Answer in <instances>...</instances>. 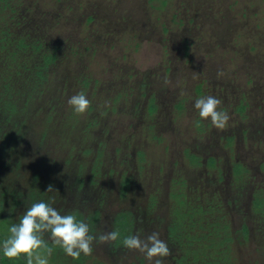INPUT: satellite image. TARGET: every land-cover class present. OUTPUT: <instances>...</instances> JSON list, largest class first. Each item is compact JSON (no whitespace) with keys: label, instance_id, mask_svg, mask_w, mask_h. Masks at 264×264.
<instances>
[{"label":"rangeland","instance_id":"obj_1","mask_svg":"<svg viewBox=\"0 0 264 264\" xmlns=\"http://www.w3.org/2000/svg\"><path fill=\"white\" fill-rule=\"evenodd\" d=\"M75 1L78 9L76 15L79 14L80 18L83 17V14L85 15L84 9L87 11L93 10L95 14L98 13L97 18L103 17L101 25L98 27L102 34L99 35L100 39L98 41L100 43L97 46L100 53L107 60L109 58L110 61L112 60L109 70H94V63H97L95 61L99 57L93 58V60L88 57L86 62L92 63L93 66L90 65V70H93L92 73H95L102 80L94 92L88 91L86 93L91 101L90 108L83 114L84 116H78L80 118L74 122L75 124L73 123L75 129L84 127L86 115L96 110L98 118L95 121L94 128L98 130L97 138H101L103 143L102 156L100 159L96 158V150L91 154H85L84 150H86L89 143H92L89 136L83 146L82 140L76 135L77 133L73 134L74 137L68 135L63 139L43 138L40 135L44 132L43 129L47 128L46 124L29 130L20 124L15 126V120L7 124L0 123V191H3L0 194H5L3 197L0 196L1 217L13 221L16 218L15 216L22 215L27 207L40 200L50 202L62 215L67 214L70 209H74L78 205L82 197L87 198L85 192H79L83 190L82 188L74 190L72 187L68 189L69 182L67 181L69 180L67 179L71 176L70 169L72 170L75 167L74 160L77 159V163L81 164V169L84 171L83 174L88 176L91 175V168L94 164H98L99 168L107 173L111 172L109 168L111 167L117 169L119 173H113L110 176L104 175L103 182L107 187V191L102 194L99 193L95 197H90L91 203L79 208L83 211L86 219H89L95 212L101 216L98 224L96 222L88 224L90 232L97 239H94L91 245L92 251L88 255H84V258L87 260V264L101 261L105 264H154L156 258L150 261L144 253L138 250H130L122 245L121 241L125 237L124 233L123 235L120 234V238L116 241H101L98 237L113 230L119 233V225L115 224L117 215L129 211L134 213L136 218L132 233L129 235L135 234L145 238L151 233L157 232L159 238L168 246L167 239L164 238L168 229L167 225L177 218V211L182 210V206H178L177 201L168 196L170 185L175 182L172 180L173 178L188 179L191 177L187 180L188 185L186 188L192 190L186 193L190 200L197 204L198 202L204 204L209 201L208 195H205L206 190L211 195L217 193L216 200L218 197L230 198L232 196H222V190H225L222 187L224 183L215 184L216 186L214 185L211 189H207L204 185L206 181L213 182L219 174L216 168L209 169L205 167L206 159L214 155L223 161L220 165L224 167V173L229 171L230 175H232L230 172L231 160L235 161L236 158L241 157L246 158L247 161H252V163L249 162L252 165L246 163L248 167L250 166L247 172L242 169L239 173L238 171L241 169L238 168L241 166L239 164L234 166L235 174L239 173L241 175L244 173L246 176L244 186L246 184L245 189L248 192L242 197L241 205H230L231 209L236 210L234 225L241 227L242 215L247 214L251 208V184L256 182L264 184V168L260 173L253 170V168H257L260 158L264 159V61L258 63L261 58L264 59V53L263 56L257 57L258 62H254L252 58L250 59L251 55H256L264 46L250 51L252 53H248V61L245 57L248 50H243L248 44H255L257 38L260 39L261 33H263L262 36L264 35V26L249 35L256 30L255 23L259 21L258 17L261 22H264V2L262 0H239L236 3L234 7L236 10L249 12V14L259 13L256 19L252 18L250 20L248 16L244 17L243 20L239 15L236 16L237 24L240 20L244 21L245 30H240L235 25L229 26L227 20H222L217 31H195V37L198 36L204 41L206 49H202L205 52L202 51L197 54V56H201L196 63V68L192 72L184 74L183 69L177 71L176 66H172L173 64H179L182 58L179 52L176 53L177 48L175 45L169 46L167 45L168 42L161 41L160 23L166 24L167 27L173 30V33H171L172 38H179L178 30H181L182 27L175 26L173 28L172 18H174V14L176 19L185 17L188 9L192 8L187 3H193L197 0ZM211 1H213L211 2L213 9L218 13L227 7L225 2L233 0ZM260 2H262L261 5ZM156 8L158 9L156 10ZM71 15L64 12L65 20L63 23L72 20L74 15ZM120 16H124L125 21H128L127 31L123 30L122 22L124 21L122 20L123 17ZM220 17L221 15H218L214 19L218 21ZM81 20L84 21V18ZM129 22H131L130 25ZM72 23L73 21L69 22V24ZM132 24L137 26L134 27V30ZM71 26L74 27V25ZM240 26H242V23H240ZM106 31L108 35L105 33ZM122 32L124 36L127 33L125 42L116 45H113L112 42H104L106 37H117ZM139 33L143 34L142 37L133 38V35ZM110 34L113 37H110ZM227 47H229L228 51H226ZM215 50L216 53L224 55V58L219 55L221 60L224 59L220 63H216L214 57L209 59L205 54ZM122 55L126 57L125 61L121 60L120 56ZM104 61L106 60L104 59ZM166 65L171 68V71L170 69L168 71L169 76L165 75L168 73L166 72ZM97 70L100 71L96 72ZM120 72L122 77L125 78L130 72L134 74L131 79L133 81L132 86L126 80H122L121 84L114 87L115 79L111 81V78L116 73L120 74ZM102 73L106 74L105 77L108 81L105 82ZM108 74L110 75L109 78L107 77ZM202 82L204 83V88L201 87V90L204 91L202 96L212 95L220 99V107L229 115L228 125L224 129L213 127L208 120L199 118L197 112L188 109L193 106V101L196 99L195 94L200 93L199 86L201 85L199 83ZM196 84L199 85L196 86L197 90L194 93L193 90ZM152 89L159 92L162 95L161 100H163L162 105L159 107L162 110L152 115L153 120L159 119L154 120L156 124L159 121L161 122V124H157L156 129H152L154 126L153 120L147 115L146 108V102L150 99L149 93ZM182 92H188L191 99L182 112H177L174 110L173 102L179 98L177 95H182ZM76 93H78V89H75V91L71 89L66 93H56L52 100H56L58 105L62 107L69 108L67 100ZM175 94L177 95L173 96ZM43 99H40L37 103L39 106L33 105L34 108L37 107V117L46 120L47 118L59 119V114H55V108L50 111V107L43 102ZM243 99L249 101L252 107L248 109L246 118L238 115L240 101ZM259 109L261 112L257 113ZM67 111L70 110L67 109ZM197 118L201 119L203 123L205 130L203 133L197 132L194 125ZM151 124L153 125L151 126ZM204 124L206 126L209 124L211 127L206 128ZM251 124L253 125L252 134H250L249 129ZM209 130L213 132H207ZM244 133H246V144L240 138ZM81 134L82 132H78V135L82 136ZM227 135L237 137L239 142L237 148L226 147V143H231V138H225ZM154 136L160 139L158 141L153 140ZM71 139L72 142H70ZM235 142L234 139L232 144ZM95 144L97 143H94V146ZM254 146L256 147L253 148ZM119 149L126 150L125 156L124 154H121V156L127 157L125 159L127 164L120 165V159L117 157ZM135 150H143L147 154L144 161L140 162L138 160ZM188 154H196L201 157L200 166H197L196 171L193 169L196 166L189 165ZM211 163L213 165L210 159ZM123 170L134 173V177L137 180L140 179L139 190L141 192L139 195L136 191L137 188L134 187V199L128 198V200L127 198L121 199L118 197L119 192L116 186H119L122 182L118 174ZM142 182L144 185H142ZM49 185H52L54 191L45 192ZM231 188L229 183L226 184V189L231 190ZM156 190H158V193L165 191L159 194L163 199L160 202L162 204L148 202L150 193ZM202 190L204 191L202 192ZM235 191L236 193L233 196H238L237 194L240 191ZM1 201H3V204ZM93 202L96 204L95 206H93ZM99 205L105 208L101 211H93V207L100 208ZM143 211L147 215H151L150 221L149 219H140ZM127 230H131L130 226H127ZM42 239L44 243H53L48 233H44ZM234 239L232 250L238 249L237 253L233 254L236 262L241 264H264V259L260 260L262 258L261 253L264 256V246L255 249L254 242H244L241 233L234 235ZM238 241L243 243L240 245ZM168 250V255L161 258L162 264L177 263L174 258L177 257L179 252L176 250L172 253L171 249L168 248ZM59 252L62 253L63 251ZM46 256L52 258L48 254ZM57 258L62 261L66 259L65 264H76L80 261L78 258L82 259V256L73 259L63 253L62 256L57 254L56 259L52 258L57 264H61V260ZM18 259L27 262L23 257ZM16 260L0 257V264H19Z\"/></svg>","mask_w":264,"mask_h":264},{"label":"trees","instance_id":"obj_2","mask_svg":"<svg viewBox=\"0 0 264 264\" xmlns=\"http://www.w3.org/2000/svg\"><path fill=\"white\" fill-rule=\"evenodd\" d=\"M55 1H57V3H55ZM262 1L264 2V0ZM211 2L213 1L197 0L193 3L186 2L187 4H190L189 7L191 6L192 8L188 9L185 17L176 19L174 14V18H172L174 26L172 27H182L181 30H178V35L180 36L179 38H172L171 33H173V30H171L170 27H167L166 24L160 23L162 30L161 41L165 43L168 42L167 45L169 46L175 45L177 48L176 53L179 52L181 55L182 59L179 64L177 63L172 65L176 66L177 71L183 69L184 74L186 72H192L196 68V63L201 56H197V54L199 52L201 53L203 51L202 49H206L204 41H202V39L198 36L195 37V31H217L218 27L221 26L222 20H227V24H230L229 26L235 25L238 26L237 28L240 30H245L244 21L240 20L239 24H237L236 16L239 15L242 20L247 16L249 20L252 18L256 19L259 16V13L256 12L255 14H249V12L236 10L234 7L239 0L225 2L227 7L224 8L222 12L218 13H216L215 9H213L214 7ZM75 3V0H0V123L7 124L15 120V126L20 124L22 127H26L29 130L30 128H39V125L42 126L43 124H46L47 128H44V132L40 135L43 138L63 139L65 136L77 133L76 135L80 140H82L83 146L85 140L89 136L92 143H89L84 152L87 155L96 150L95 156L100 159L103 153V143L101 138H97L98 130L94 128V125L96 124L95 121L98 118L96 110L86 115V124L84 127L75 129L74 122L80 118H78L79 115H84L74 113L70 107H62L58 105L56 100H52V97H55L54 94L66 93L71 89L73 91L78 89V93L84 92L85 94L88 91L94 92L97 89L102 79L97 77L95 73H92L93 70H90V65L92 66V63L86 62L88 57L92 58V60L93 58L99 57L95 61L97 63H94L95 66H92L94 70L105 69V71H107L112 65V60L110 61V58L107 60V58L100 53L98 50L99 47L97 46L100 43V41H98V39H100L99 35L102 34L98 27L101 25L103 17L97 18L98 13L95 14L93 13V10L87 11L83 8L85 10V15L83 14V17L80 18L79 14H77L78 16L76 15L78 9ZM261 3L262 2L259 4L261 5ZM151 7L154 8L153 5H151ZM157 9L158 8H156V10ZM64 12L77 17L71 15L72 20L70 19L68 23H63L65 20ZM99 12L101 13V11ZM188 12L191 13L188 14ZM218 15H221V17L218 21H216L214 18ZM120 17H123L122 20L124 21L122 22V25L124 26L123 30L127 31L128 21H125L124 16ZM83 18L84 21L81 20ZM258 20L259 21L255 23L256 30L252 31L249 35L257 32L258 28L264 26V22H261L259 17ZM72 21L73 23L69 24V22ZM130 23L131 22H129V25ZM240 23H242V26H240ZM71 25H74V27L72 28ZM131 26L133 30L134 27H137L136 24H132ZM225 29L227 30V28ZM105 33H107V31ZM125 34L126 35L124 36V33L122 32L119 34L120 36L117 37H113V35L110 34L109 36L113 38L106 37L104 42H112L113 45L125 42L127 33ZM262 34L263 33L260 34V39L257 38L255 44L250 43L246 48H243L245 51L248 50L246 52L247 54H245L247 61L249 60L248 53H252L250 51H254L256 48L260 49L261 46H264V35L262 36ZM142 35V33H139L138 35H133V38L142 37ZM228 50L229 47H227L226 51ZM263 53L264 48L259 50L257 53L258 55H251L250 59L252 58L254 62H258V60H256L257 57L263 56ZM205 54L209 59H213L214 57L216 63H220L224 60L220 59V57L224 58V55L216 53V50ZM120 57L122 61L126 60L124 55ZM102 59L103 61H101ZM104 59L106 61H104ZM260 60L258 63L264 61L262 58ZM166 66V72H168L169 69L171 71V68H169L168 65ZM98 71L100 70H97L96 72ZM105 75L106 74L104 73L103 79L106 82L108 80ZM165 75L169 76V72ZM109 76L110 75L108 74L107 77L109 78ZM133 76L134 74L130 72L125 78L122 77L120 72V74L116 73V75L111 78V81L115 79L114 87L121 84L122 80H126L132 86L133 81L131 79ZM199 84L201 85L199 86L200 90L201 87L204 88L203 82ZM199 84L194 86V93H196V86ZM102 87L104 86L102 85ZM203 92L204 91L201 90L199 94H195V97L198 98L202 96ZM149 95L150 99L146 102V108L147 115L150 119H152V115L156 114L157 111L162 110H160L159 107L162 105L163 100H161L162 95H160L159 92H155L154 89H152ZM176 95L177 94L173 96ZM155 96L157 97L155 98ZM177 96L179 98L173 102V107L177 112H182L186 108V105L190 102L191 97L188 92H182V95ZM65 97L67 98L68 96ZM40 99H43V102L50 107V111L55 108V114H59L58 116L60 118H54V120H52V118H47V120L45 118H38L36 111L37 107L34 108L33 105L39 106L37 103ZM59 103L61 104V102ZM249 108H252L250 102L243 99L240 101L238 115L242 118H246V113ZM67 109L70 111H67ZM188 109L197 112L193 106ZM260 112L261 110L259 109V112L257 111V113ZM154 120L152 121L154 124L152 129H156L157 124H161L160 121V123L158 122L156 124ZM153 124H151V126ZM194 125L197 128V132L203 133L205 131L201 119L197 118ZM205 127L209 128L211 126L208 124L207 126L205 125ZM252 128L253 125L251 124L249 128L250 134H252ZM78 132H82V136L78 135ZM207 132L211 133L213 131L209 130ZM245 135L246 133L240 137L244 140V144H246ZM225 138H231V143H226V147L237 148L239 145L236 136L227 135ZM159 139L160 138L157 136H154L153 138V140L156 141ZM234 139L236 142L232 144ZM70 142H72V139ZM94 143H97L95 144L96 147L94 146ZM255 147L256 146L253 148ZM135 152L140 162L145 160L147 154L143 150H135ZM125 153V149H119V152L117 153V157L120 159V165L127 162H125V159L127 158L124 157ZM121 154H124V156H121ZM188 157L189 165L196 166L193 168L196 171L197 166H200L201 157L196 154H188ZM210 159L213 162V165L212 163L210 164ZM74 161L75 167L72 168V170L70 169L71 176L67 179L69 180L67 181L69 182L68 189L72 187L74 190L76 188H82L83 190L79 192H85L87 198L82 197L79 200L78 205L74 209H70L67 214H74L77 219L83 220L87 224L92 222H96L98 224L101 220V216L97 212L92 214L89 219H86L83 211L79 208L89 205V203H91L90 197H95L97 194H102L107 191V187L103 182L104 175L110 176L113 173H119V171L109 167L111 172L107 173L106 171L101 170L98 164H94L91 168V175L89 174L91 177H89L88 175L83 174L84 171L81 169V164L77 163V159ZM222 162L223 161L221 159L216 158L214 155L209 156L206 159L205 167L209 169L216 168L219 174L215 180L212 179L213 182L210 183L206 181V184L204 185H206L207 189H211L215 184L224 183L222 187L225 190H222V196L232 195L230 198L218 197L216 200L215 196L217 193L211 195L206 190L205 195H208L209 201L204 204H202V202H198L197 204L190 200L188 194L186 193L192 190L190 188H186L188 185L187 180L191 177L188 179L182 177L172 179L175 182L170 185L168 196L169 198L176 200L177 205L182 206V210L179 209L176 213L177 218L168 223V229L165 235L166 237L164 238L167 239L168 248L171 249L172 253L176 250L179 252L177 257L174 258L177 261L175 264H241L236 262L233 256V254L237 253L238 249L235 248L232 250V244L235 240L234 235H237L238 233H241L244 242H254L255 249H257V247L261 248V246H264V184L261 182L251 184V208L247 214L242 215L241 220L243 222L241 223V227L234 225V215L236 210L231 209L230 205H241L242 197L248 193L245 189L246 184L244 186L246 176L244 173L241 175H239V173L242 169H244V171L246 170V172L249 171L248 168L250 166L248 167V164L246 163H252V161H247L246 158L241 157L236 158L235 161L231 160L230 172L232 175H230L229 171L224 173V167L220 165ZM251 163L249 164L252 165ZM236 164L241 166L238 168L241 170L238 171L239 173L237 174L234 173V166ZM70 165L69 168L71 167ZM263 168L264 159L260 158L257 168H253V170L260 173ZM86 174L88 173L86 172ZM118 175L122 180L120 185L116 186L118 187L119 198L134 199V187L137 188L136 191H138L140 195V179L137 180L136 177H134V173L123 170ZM229 176L231 177L229 178ZM228 183L230 184V187H232L231 190L226 189V184ZM142 185H144L143 182ZM234 189L240 191L237 194L238 196H233V194L236 193ZM112 191L113 189L111 192ZM203 191L204 190H202V192ZM163 192L165 191L163 190L158 193V190H156L150 193L148 202L151 204H162L160 202L163 199L159 194ZM241 193H243V195H241ZM2 194L3 195L0 194L1 197L5 195L4 193ZM209 195L214 197H210ZM1 203L3 204V201H1ZM95 205L96 204L93 202V206ZM99 207L100 208H97V206L93 207V211H101L105 208L102 205H99ZM20 216L21 215L18 214L15 216L16 218L11 221L7 218L3 219L0 211V241L7 238L9 235L8 226L12 223L18 222ZM117 216L115 224L119 225L121 232H119V234L123 235L124 233L125 236H128L132 233V228L136 222L134 213L124 211ZM150 216L151 215H147L143 211L140 219H149L150 221ZM141 222L145 223L144 221ZM127 226H130V231L127 230ZM249 239L251 240L249 241ZM238 243L241 245L243 242L238 241ZM49 249L51 250L50 253ZM60 249L61 248L58 245L46 242L44 243V247L39 250V254L41 256H46V254H48L52 256V258L56 259L57 254H60L61 256L63 254V252H59L62 250ZM80 256H82V259L78 258L80 261L76 264H87L84 254ZM46 257L48 264H57L54 259H50L48 256ZM261 257L262 258H260V260L264 259L262 253ZM57 259L61 260L59 258ZM16 261L19 264H27V262L20 259H17ZM65 262L66 259L63 261L61 260L60 263L65 264ZM93 264L105 263L101 261Z\"/></svg>","mask_w":264,"mask_h":264},{"label":"clouds","instance_id":"obj_3","mask_svg":"<svg viewBox=\"0 0 264 264\" xmlns=\"http://www.w3.org/2000/svg\"><path fill=\"white\" fill-rule=\"evenodd\" d=\"M67 103L74 113L84 114L90 108L91 101L84 92H79L70 96ZM220 106L221 100L212 95L200 96L193 101V108L199 118L208 120L217 129H224L228 125L229 115ZM51 191L54 189L49 185L45 192ZM8 233L7 238L0 241V257H23L27 264H48L47 257L39 254V250L44 247V233H48L52 242L73 259L82 253L88 255L92 251L94 239H97L86 222L77 219L74 214L62 215L50 202L44 200L33 202L27 207L18 222L8 226ZM119 238L120 234L115 230L98 237L101 241H116ZM121 242L125 248L144 253L150 261L156 258L154 264H162L161 258L169 252L167 244L159 238L157 232L145 238L128 235Z\"/></svg>","mask_w":264,"mask_h":264}]
</instances>
